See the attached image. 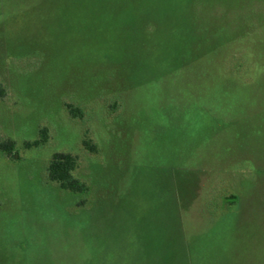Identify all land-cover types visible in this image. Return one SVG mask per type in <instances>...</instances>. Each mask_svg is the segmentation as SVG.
I'll use <instances>...</instances> for the list:
<instances>
[{"label":"rangeland","instance_id":"obj_1","mask_svg":"<svg viewBox=\"0 0 264 264\" xmlns=\"http://www.w3.org/2000/svg\"><path fill=\"white\" fill-rule=\"evenodd\" d=\"M0 83V264H264V0H0Z\"/></svg>","mask_w":264,"mask_h":264},{"label":"trees","instance_id":"obj_2","mask_svg":"<svg viewBox=\"0 0 264 264\" xmlns=\"http://www.w3.org/2000/svg\"><path fill=\"white\" fill-rule=\"evenodd\" d=\"M8 93L7 88L0 83V100L6 98ZM69 112L74 118L81 117L83 112L73 105L67 106ZM49 139V133L46 128L40 130V138L32 143H28L27 148L39 147L46 143ZM91 141H85L84 145L91 151H96V147L91 145ZM0 151L9 159H18V153L16 152V144L11 141L0 142ZM78 167V158L71 153H55L50 160L46 175L47 179L56 184L60 189L71 192L73 194L87 195L89 193V186L86 182L80 180L76 176V170ZM228 206L236 205L237 197L230 196L227 198Z\"/></svg>","mask_w":264,"mask_h":264}]
</instances>
